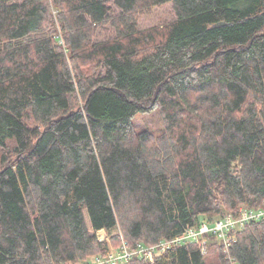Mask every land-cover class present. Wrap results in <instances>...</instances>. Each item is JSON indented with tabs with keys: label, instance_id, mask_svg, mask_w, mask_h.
<instances>
[{
	"label": "trees",
	"instance_id": "trees-1",
	"mask_svg": "<svg viewBox=\"0 0 264 264\" xmlns=\"http://www.w3.org/2000/svg\"><path fill=\"white\" fill-rule=\"evenodd\" d=\"M241 209H264V0H0V264H91ZM228 235L123 264H264V218Z\"/></svg>",
	"mask_w": 264,
	"mask_h": 264
},
{
	"label": "built area",
	"instance_id": "built-area-1",
	"mask_svg": "<svg viewBox=\"0 0 264 264\" xmlns=\"http://www.w3.org/2000/svg\"><path fill=\"white\" fill-rule=\"evenodd\" d=\"M260 218H264V209H260L257 212L241 209L237 218L226 217L219 221H214L211 227H208L206 224L202 223L198 229L187 230L183 236H178L168 241H161L154 246L144 247L139 245L137 248L131 250L128 248L126 243L123 242L119 249L112 251L108 257H95L91 264H123L133 256L141 258L147 262H152L156 252L163 253L172 246L182 245L185 241L194 240L196 238L201 240V251L202 254H204L207 245L205 234L207 233H213L216 235L217 238L222 241L225 252L228 253L229 247L233 243V239L228 235V233L231 230L242 228L251 220H257ZM99 236L100 235L98 234V238ZM99 240L103 239L99 238Z\"/></svg>",
	"mask_w": 264,
	"mask_h": 264
},
{
	"label": "rangeland",
	"instance_id": "rangeland-1",
	"mask_svg": "<svg viewBox=\"0 0 264 264\" xmlns=\"http://www.w3.org/2000/svg\"><path fill=\"white\" fill-rule=\"evenodd\" d=\"M172 17L171 7L170 5H164L160 8H157L152 11L149 16H144L141 19L140 24L142 26H151L165 19L168 20ZM135 126L137 129H145L149 132L157 135L160 132L161 126L158 122V119L155 114L140 116L135 121ZM99 238L105 239L106 234L102 231L99 233ZM116 251V250H115Z\"/></svg>",
	"mask_w": 264,
	"mask_h": 264
},
{
	"label": "bare ground",
	"instance_id": "bare-ground-1",
	"mask_svg": "<svg viewBox=\"0 0 264 264\" xmlns=\"http://www.w3.org/2000/svg\"><path fill=\"white\" fill-rule=\"evenodd\" d=\"M135 258V257H134ZM132 260V259H131Z\"/></svg>",
	"mask_w": 264,
	"mask_h": 264
}]
</instances>
